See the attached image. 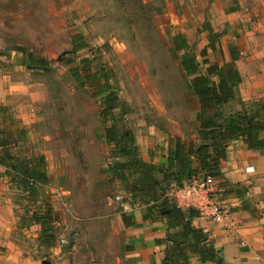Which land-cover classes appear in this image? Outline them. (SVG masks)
I'll return each mask as SVG.
<instances>
[{
    "label": "rangeland",
    "instance_id": "obj_1",
    "mask_svg": "<svg viewBox=\"0 0 264 264\" xmlns=\"http://www.w3.org/2000/svg\"><path fill=\"white\" fill-rule=\"evenodd\" d=\"M135 1L0 0V70L27 85L12 100L38 103L43 114L39 124L22 130L21 151L48 159L45 189L38 191V199L26 198L15 207L19 218L11 238L16 248L0 246L10 263H124L127 233L105 201L121 182L111 178L114 144L105 136L103 114L112 107L117 127L135 143L171 135L178 127L194 133L199 102L188 89L191 77L180 58L165 46L167 31L187 36V51L198 57L205 73L202 52L209 43L204 28L208 23L218 47L208 49L210 64H224L233 41L239 53L236 64L245 73L242 90L264 75V0H141L145 7ZM80 37L91 48L59 60ZM84 58L90 59L91 73L104 69L112 76L118 102L107 105L91 88L77 86L72 70ZM41 59L49 62L47 69L39 67ZM238 107L234 102L225 110ZM14 135L19 136L6 138ZM39 203L50 205L58 221L54 236L36 226L34 213L44 212Z\"/></svg>",
    "mask_w": 264,
    "mask_h": 264
},
{
    "label": "crops",
    "instance_id": "obj_2",
    "mask_svg": "<svg viewBox=\"0 0 264 264\" xmlns=\"http://www.w3.org/2000/svg\"><path fill=\"white\" fill-rule=\"evenodd\" d=\"M261 14L263 18L260 24L263 26L264 11ZM259 30L263 32V28ZM229 45L236 46L233 41ZM230 60L229 56L226 61ZM237 67L245 80L242 67ZM243 80L240 90L246 95L245 100L264 99V75L255 80L246 92L242 90ZM25 87L26 83L0 70V130L6 131L0 135V158L4 159L0 162V246H8L12 250L16 248L11 238L12 232L19 218L15 207L26 198L38 199V191L46 187L44 183H39L35 189L31 188L20 181L23 175L19 174L22 172H16L12 167L16 159L30 168L38 166L39 157H44L45 163L48 160L44 155H28L21 151L22 130L36 126L43 118L38 103L12 100L11 96H16L19 89ZM39 88L35 86L36 95ZM197 127L192 134L178 127L168 136L157 135L147 141L137 140L135 144L139 146L141 162L156 168L150 172L143 169H125L121 172L118 164L126 159L114 155L112 149L109 158L115 161L109 168L110 174L111 178L121 182L115 194L122 192L123 201H105L114 209L116 217L122 220L127 233L128 245L123 264H264V149H252L242 138L231 140L226 150L227 157L221 164L222 174L215 177V197L229 211V219L237 227L236 231L202 216L194 207L176 205L182 211L177 213L164 205L166 197H172L171 190L179 187L174 180H167L166 175L179 169V165L169 169L168 156L174 151L178 138L187 144V149L189 143L200 142ZM12 133H18L21 137L14 135L15 138H6L7 134ZM23 190L26 192L23 193ZM19 194L27 197H19ZM38 206L42 208L39 210L45 209L41 203ZM36 226L41 227L38 223ZM207 247L215 250L220 261L203 259L202 252ZM8 258L0 252V264H16L10 263Z\"/></svg>",
    "mask_w": 264,
    "mask_h": 264
},
{
    "label": "trees",
    "instance_id": "obj_3",
    "mask_svg": "<svg viewBox=\"0 0 264 264\" xmlns=\"http://www.w3.org/2000/svg\"><path fill=\"white\" fill-rule=\"evenodd\" d=\"M136 6L145 7L146 4L141 0L135 1ZM205 30H208L209 43L202 52L205 57L202 63L207 64V71L202 73L201 62L195 54L188 52L190 43L187 36L182 32L171 33L167 31L169 42L165 44L168 50L180 58V65L185 73L191 77L188 89L195 94L199 109L196 114L198 122L197 134L200 139L198 143L187 144L180 138L177 139L174 151L168 156V167L171 169L175 165H179V169L166 175L167 180L172 179L176 185L181 187L193 176L211 175L213 177L221 176V164L227 157L228 143L235 138H242L245 143L252 149H264V99L250 101L242 97L240 84L242 83V75L236 65L239 59V53L235 45H229L230 61L224 64L213 63L207 56L208 49L217 50L216 32L208 24H204ZM74 42L73 53L79 50L91 48L82 37L79 38V44ZM186 52L179 56L181 51ZM221 51L223 49L221 48ZM34 61V59H32ZM26 64L24 62H20ZM39 67L48 68L49 62L46 59L39 61ZM90 59L84 58L77 69H73V78L79 88H91V93L97 98H101L107 105L118 102V95L114 91L112 84V76L104 69L91 73L89 66ZM84 67L83 73L81 68ZM38 67V66H36ZM238 103V108L225 110V106L231 103ZM113 109L109 107L103 114V120L106 124V137L111 144H114V155L123 157L125 162L118 164V169L122 172L125 169L139 171H153L156 168L153 165H146L141 162L138 157V147L128 137L124 136L119 127H117V119L112 114ZM113 123L111 126L110 123ZM3 135L4 131H0ZM3 138V136H2ZM1 145V143H0ZM4 159L1 157L0 162ZM45 159L39 157L38 166L33 168L24 166L22 161L16 159L12 163V167L16 172H22L21 182H26L35 189L39 183L47 181L45 172ZM117 167V166H116ZM163 170V169H161ZM34 184H31V181ZM176 188V187H174ZM167 192V191H165ZM164 192V193H165ZM164 205L177 213L182 211L176 206L174 198L166 197ZM35 223L41 225L43 230L53 235L54 222L56 219L51 214L50 205L46 204L44 212L34 213ZM126 223V218H125ZM203 259L220 261L219 256L212 247H207L202 252Z\"/></svg>",
    "mask_w": 264,
    "mask_h": 264
},
{
    "label": "built area",
    "instance_id": "obj_4",
    "mask_svg": "<svg viewBox=\"0 0 264 264\" xmlns=\"http://www.w3.org/2000/svg\"><path fill=\"white\" fill-rule=\"evenodd\" d=\"M31 184H34L33 180ZM170 194L178 207H194L202 216L223 224L231 231L237 230V227L229 219V211L215 197V177L211 175L193 176L181 187L172 189ZM106 200L109 203L122 202L123 197L120 194L112 193L106 196ZM54 223L58 224V221L56 220ZM61 242H65V239L62 238Z\"/></svg>",
    "mask_w": 264,
    "mask_h": 264
},
{
    "label": "water",
    "instance_id": "obj_5",
    "mask_svg": "<svg viewBox=\"0 0 264 264\" xmlns=\"http://www.w3.org/2000/svg\"><path fill=\"white\" fill-rule=\"evenodd\" d=\"M71 53H73V50H65V51L61 54L59 60H61L64 56L69 55V54H71ZM32 67L35 68L36 66H32ZM42 264H52V262H51L50 260H48V259H43V260H42Z\"/></svg>",
    "mask_w": 264,
    "mask_h": 264
}]
</instances>
